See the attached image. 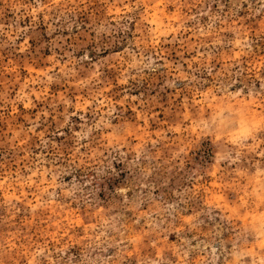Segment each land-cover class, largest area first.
<instances>
[{"label":"rangeland","instance_id":"obj_1","mask_svg":"<svg viewBox=\"0 0 264 264\" xmlns=\"http://www.w3.org/2000/svg\"><path fill=\"white\" fill-rule=\"evenodd\" d=\"M0 264H264V0H0Z\"/></svg>","mask_w":264,"mask_h":264}]
</instances>
